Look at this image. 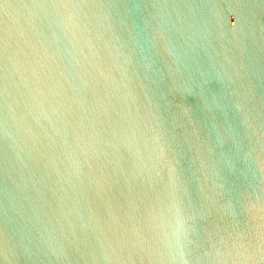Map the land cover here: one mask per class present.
Masks as SVG:
<instances>
[{"label": "water", "instance_id": "95a60500", "mask_svg": "<svg viewBox=\"0 0 264 264\" xmlns=\"http://www.w3.org/2000/svg\"><path fill=\"white\" fill-rule=\"evenodd\" d=\"M0 264H264V0H0Z\"/></svg>", "mask_w": 264, "mask_h": 264}]
</instances>
